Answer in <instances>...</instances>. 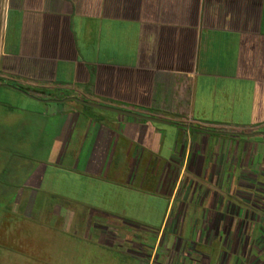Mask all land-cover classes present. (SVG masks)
Returning a JSON list of instances; mask_svg holds the SVG:
<instances>
[{
	"label": "crops",
	"instance_id": "obj_1",
	"mask_svg": "<svg viewBox=\"0 0 264 264\" xmlns=\"http://www.w3.org/2000/svg\"><path fill=\"white\" fill-rule=\"evenodd\" d=\"M76 99L185 126L171 137L188 157L220 135L264 141V0H0V139L23 116L54 120L90 179L113 148L131 166L161 152L166 124ZM234 114L251 127L223 126ZM217 143L206 164L224 166Z\"/></svg>",
	"mask_w": 264,
	"mask_h": 264
},
{
	"label": "rangeland",
	"instance_id": "obj_2",
	"mask_svg": "<svg viewBox=\"0 0 264 264\" xmlns=\"http://www.w3.org/2000/svg\"><path fill=\"white\" fill-rule=\"evenodd\" d=\"M231 118L222 125H252ZM53 121L26 115L1 125L9 137L0 139V264H264L258 136L220 135L188 157L173 147L176 127L159 125L161 152L138 158L152 164L131 166L113 148L102 176L90 179L74 170L72 142L58 153ZM212 142L230 144L224 166L206 164L217 154Z\"/></svg>",
	"mask_w": 264,
	"mask_h": 264
},
{
	"label": "water",
	"instance_id": "obj_3",
	"mask_svg": "<svg viewBox=\"0 0 264 264\" xmlns=\"http://www.w3.org/2000/svg\"><path fill=\"white\" fill-rule=\"evenodd\" d=\"M18 91L23 93V94H26L23 91H20V90H18ZM76 101H78V102H80L82 104L88 105V106H92V107H95V108H98V109H102V110H107V111L120 113V114H127V115H130V116H133V117H138V118H145L147 120L154 121V122H159V123L166 124V125H175V126H178V127H185V126L180 125V124L167 122V121H163V120H159V119H155V118L144 117V116H140V115H137V114H134V113H131V112H128V111H123V110H120V109L105 107V106L98 105V104H92V103H88V102L81 101V100H78V99H76Z\"/></svg>",
	"mask_w": 264,
	"mask_h": 264
},
{
	"label": "trees",
	"instance_id": "obj_4",
	"mask_svg": "<svg viewBox=\"0 0 264 264\" xmlns=\"http://www.w3.org/2000/svg\"><path fill=\"white\" fill-rule=\"evenodd\" d=\"M18 89H20V88H18ZM20 91H23V90L20 89ZM23 92H25V91H23ZM25 93H26V92H25ZM92 236L95 237L93 234H92ZM73 263H74V264H78V261H74Z\"/></svg>",
	"mask_w": 264,
	"mask_h": 264
}]
</instances>
